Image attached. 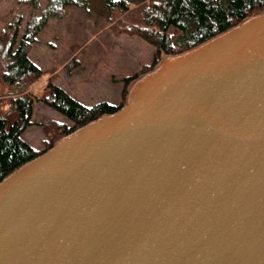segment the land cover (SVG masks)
<instances>
[{
  "label": "water",
  "instance_id": "water-1",
  "mask_svg": "<svg viewBox=\"0 0 264 264\" xmlns=\"http://www.w3.org/2000/svg\"><path fill=\"white\" fill-rule=\"evenodd\" d=\"M246 22L176 82L133 89ZM162 55L132 79L139 104L0 181V264H264V9Z\"/></svg>",
  "mask_w": 264,
  "mask_h": 264
},
{
  "label": "trees",
  "instance_id": "trees-1",
  "mask_svg": "<svg viewBox=\"0 0 264 264\" xmlns=\"http://www.w3.org/2000/svg\"><path fill=\"white\" fill-rule=\"evenodd\" d=\"M41 1L17 0L8 9L9 19L0 29V181L62 136L102 114L116 112L124 103L129 81L152 69L162 54L190 49L264 9V0H44L42 7ZM72 6L86 11L99 8L107 15V21H115L117 32L138 36L152 45L153 57L139 73L123 80L121 99L116 104L106 100L85 104L48 81L42 102L66 117L70 124L56 119L46 121L41 145L35 148L22 138V133L33 124L34 96L30 87L44 71L28 53L49 18L60 17ZM27 8L32 12L20 31ZM170 28L174 30L171 35ZM72 63L73 60L67 67L71 68Z\"/></svg>",
  "mask_w": 264,
  "mask_h": 264
},
{
  "label": "rangeland",
  "instance_id": "rangeland-1",
  "mask_svg": "<svg viewBox=\"0 0 264 264\" xmlns=\"http://www.w3.org/2000/svg\"><path fill=\"white\" fill-rule=\"evenodd\" d=\"M15 2L17 0H0V29L9 19L8 9ZM44 4L42 0L41 7ZM31 12V8L23 12L20 31ZM114 22L107 21V15L99 8L86 11L72 6L60 17L49 18L37 34V41L28 55L44 74L30 87L34 96L33 124L22 133V138L29 145L40 147L42 126L49 119L70 124L66 117L42 102L41 96L47 91L48 81L85 104L100 100L116 104L121 99L123 80L139 73L144 65L151 62L154 47L138 36L117 32ZM173 33L170 28L168 34ZM72 60V66L68 68L67 63ZM131 83L132 79L126 86L121 109L139 104L136 97H131Z\"/></svg>",
  "mask_w": 264,
  "mask_h": 264
},
{
  "label": "bare ground",
  "instance_id": "bare-ground-1",
  "mask_svg": "<svg viewBox=\"0 0 264 264\" xmlns=\"http://www.w3.org/2000/svg\"><path fill=\"white\" fill-rule=\"evenodd\" d=\"M260 24L261 23L259 22H246L237 33H234L231 36L218 40L217 42L213 43L210 47H206V49L194 55H188L181 59H167L165 61V66L162 68V72H158L157 74H154L149 78L141 80L134 86L133 89L135 90V92L137 91V93L145 92L153 88L160 77H163L162 83H164L165 85L176 82V80L181 78L183 74H189L190 70L194 69L198 63H201L204 59L211 56L214 51L219 50V48H221L222 46L224 47L225 45L230 44V41H233L234 38H236L239 34H246L257 26H259ZM54 160L44 163L42 166L37 167L35 169L36 172L44 167L47 168L51 163H53ZM21 180H24V177L19 178L15 182H13V184L8 186L4 190V192L11 190L15 185L21 182Z\"/></svg>",
  "mask_w": 264,
  "mask_h": 264
}]
</instances>
